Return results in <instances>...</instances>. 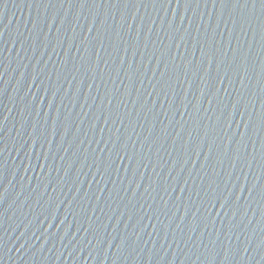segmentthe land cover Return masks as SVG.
<instances>
[{
  "label": "water",
  "instance_id": "1",
  "mask_svg": "<svg viewBox=\"0 0 264 264\" xmlns=\"http://www.w3.org/2000/svg\"><path fill=\"white\" fill-rule=\"evenodd\" d=\"M0 264H264V0H0Z\"/></svg>",
  "mask_w": 264,
  "mask_h": 264
}]
</instances>
